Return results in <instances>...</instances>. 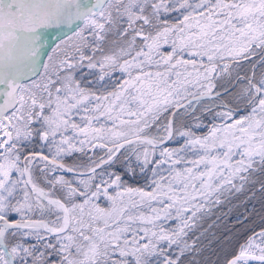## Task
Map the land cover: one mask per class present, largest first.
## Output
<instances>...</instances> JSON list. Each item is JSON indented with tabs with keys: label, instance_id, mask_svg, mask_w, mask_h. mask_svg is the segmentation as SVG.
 I'll return each instance as SVG.
<instances>
[{
	"label": "snow or ice",
	"instance_id": "6c2138e0",
	"mask_svg": "<svg viewBox=\"0 0 264 264\" xmlns=\"http://www.w3.org/2000/svg\"><path fill=\"white\" fill-rule=\"evenodd\" d=\"M257 184L264 0H0V264H213ZM246 213L222 264H264Z\"/></svg>",
	"mask_w": 264,
	"mask_h": 264
},
{
	"label": "trees",
	"instance_id": "16d2710c",
	"mask_svg": "<svg viewBox=\"0 0 264 264\" xmlns=\"http://www.w3.org/2000/svg\"><path fill=\"white\" fill-rule=\"evenodd\" d=\"M172 15L175 16V14ZM71 35L72 32L62 40H67ZM60 42L61 41L57 44ZM116 75L119 76L118 73ZM229 208H232L231 214L224 217V221H227V223L222 222L221 226L212 229V232L215 233L214 237L212 236V232L208 235V240L212 242V247L205 252V256L208 257L213 264H215L218 257H220V264H222L223 252L228 251L231 253L238 251V243H242L245 239L243 236V229H240V231L233 230L232 233L227 236V239H224L226 229L240 228V226L235 223V218L238 214L245 213L247 210L246 214L252 217L255 224L258 225L260 223V217L264 215V193L259 191L258 184L255 187L251 185L248 186L242 193H234L230 199V203L220 206V209H214L215 215L203 224V228H207L208 224H210L212 220H215L217 215L221 214V209L227 212ZM208 240H206V243Z\"/></svg>",
	"mask_w": 264,
	"mask_h": 264
},
{
	"label": "flooded vegetation",
	"instance_id": "af4514ba",
	"mask_svg": "<svg viewBox=\"0 0 264 264\" xmlns=\"http://www.w3.org/2000/svg\"><path fill=\"white\" fill-rule=\"evenodd\" d=\"M95 2V0H93ZM71 30L67 27L46 29L42 32V42L54 47L59 41L65 38ZM50 51V48L48 49ZM46 59V57H45Z\"/></svg>",
	"mask_w": 264,
	"mask_h": 264
},
{
	"label": "rangeland",
	"instance_id": "374dc122",
	"mask_svg": "<svg viewBox=\"0 0 264 264\" xmlns=\"http://www.w3.org/2000/svg\"><path fill=\"white\" fill-rule=\"evenodd\" d=\"M94 2V1H93ZM118 75H119V73H118ZM222 252H223V250H222Z\"/></svg>",
	"mask_w": 264,
	"mask_h": 264
}]
</instances>
